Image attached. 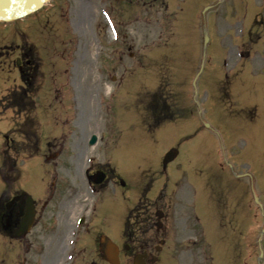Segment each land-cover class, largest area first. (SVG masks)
<instances>
[{"label":"rangeland","instance_id":"rangeland-1","mask_svg":"<svg viewBox=\"0 0 264 264\" xmlns=\"http://www.w3.org/2000/svg\"><path fill=\"white\" fill-rule=\"evenodd\" d=\"M203 17L209 25L206 50ZM23 44L36 64L21 117L5 101L24 85L15 62ZM156 93L168 98L172 109H186L185 115L174 121V115L163 117L154 125L141 98L149 103ZM202 117L212 127H203ZM17 119L28 122V145L48 143L50 153L63 147L61 177L81 175L92 151L86 146L90 132L101 130L113 147L123 142L110 151L126 176L143 175L180 143L177 161L201 166L218 194L214 207L208 204L203 180L187 169L185 192L173 195V218L184 238L205 239L195 214L184 206L197 195L213 264H264V0H53L25 18L0 21V168L10 154L22 165L23 155L35 148L25 154L7 152L4 135ZM62 123L65 134L60 137ZM10 137L19 147L26 139L15 133ZM26 166L23 179L37 190L35 182L48 166L38 157ZM114 204L109 199L107 207ZM109 217L111 224L114 218ZM6 242L0 234V264H12ZM60 245L63 258L65 244ZM198 245L185 252L197 257L186 264L201 262ZM75 256L72 264H105L86 245L77 246ZM22 258L14 255L13 261L19 264Z\"/></svg>","mask_w":264,"mask_h":264},{"label":"flooded vegetation","instance_id":"flooded-vegetation-1","mask_svg":"<svg viewBox=\"0 0 264 264\" xmlns=\"http://www.w3.org/2000/svg\"><path fill=\"white\" fill-rule=\"evenodd\" d=\"M30 61L22 60L21 69L25 70ZM20 99L25 102L27 97ZM23 111L21 107V117ZM22 129L21 122L12 127L11 133ZM92 137L89 133L87 148L92 147ZM6 138L7 150L19 149L12 144L13 138L9 135ZM97 142L98 138L95 145ZM62 153L63 147L56 148L52 155L54 168L37 178V190H30L26 180H21L17 161L9 156L0 223L12 264H16L14 255L23 257L19 264L74 263L79 245L94 248L97 258L106 262L100 252L105 239L117 244L122 264H134L138 256L141 264H186L187 260H192V257L174 255L176 250L183 252L185 241L183 229L173 218V208L177 205L173 195L177 192L173 191L167 166L143 181L137 179L127 184L122 173L109 164L94 161L81 169V175L61 177L58 159ZM75 168L79 172V166ZM196 175L203 180L202 192L216 196L208 177L205 183L199 166ZM109 199L115 202L111 209L107 207ZM64 210L67 217H64ZM108 215L114 218L111 224ZM104 220L106 224H103ZM61 243L65 244L63 258Z\"/></svg>","mask_w":264,"mask_h":264},{"label":"water","instance_id":"water-1","mask_svg":"<svg viewBox=\"0 0 264 264\" xmlns=\"http://www.w3.org/2000/svg\"><path fill=\"white\" fill-rule=\"evenodd\" d=\"M48 0H0V20H13L31 13L42 7ZM207 36L205 41H207ZM113 252H107L108 259H113ZM113 264H118L113 262Z\"/></svg>","mask_w":264,"mask_h":264}]
</instances>
